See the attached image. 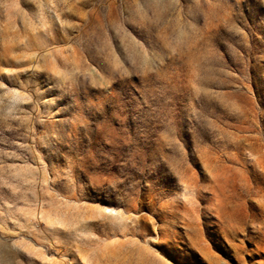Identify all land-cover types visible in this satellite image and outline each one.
I'll list each match as a JSON object with an SVG mask.
<instances>
[{
  "label": "rangeland",
  "instance_id": "1",
  "mask_svg": "<svg viewBox=\"0 0 264 264\" xmlns=\"http://www.w3.org/2000/svg\"><path fill=\"white\" fill-rule=\"evenodd\" d=\"M0 264H264V0H0Z\"/></svg>",
  "mask_w": 264,
  "mask_h": 264
}]
</instances>
